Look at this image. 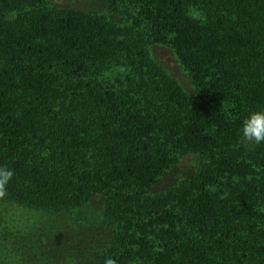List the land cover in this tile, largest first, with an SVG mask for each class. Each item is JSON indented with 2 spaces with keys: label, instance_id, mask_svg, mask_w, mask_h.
I'll return each mask as SVG.
<instances>
[{
  "label": "trees",
  "instance_id": "trees-1",
  "mask_svg": "<svg viewBox=\"0 0 264 264\" xmlns=\"http://www.w3.org/2000/svg\"><path fill=\"white\" fill-rule=\"evenodd\" d=\"M53 1L0 0V264H264V143L240 134L264 109V0H110L130 24Z\"/></svg>",
  "mask_w": 264,
  "mask_h": 264
},
{
  "label": "rangeland",
  "instance_id": "rangeland-1",
  "mask_svg": "<svg viewBox=\"0 0 264 264\" xmlns=\"http://www.w3.org/2000/svg\"><path fill=\"white\" fill-rule=\"evenodd\" d=\"M53 3L59 6H70L92 12L104 13L109 18L123 24H130L133 21L132 18L129 19L127 17L125 5L122 3L119 5L111 4L110 0H54ZM149 49L154 60L161 64L169 74L177 78L185 89L189 91L196 90L188 69L182 64L171 46L165 43L151 42ZM109 75L113 76V71ZM197 165L198 158L196 154L189 153L182 156L180 162L161 178L159 183L154 187V190H163L179 182L196 169Z\"/></svg>",
  "mask_w": 264,
  "mask_h": 264
},
{
  "label": "clouds",
  "instance_id": "clouds-1",
  "mask_svg": "<svg viewBox=\"0 0 264 264\" xmlns=\"http://www.w3.org/2000/svg\"><path fill=\"white\" fill-rule=\"evenodd\" d=\"M241 142L250 145H260L264 143V109L250 112L242 121ZM14 175L13 170L6 166H0V197L7 194V185ZM105 264H116L115 260L108 258Z\"/></svg>",
  "mask_w": 264,
  "mask_h": 264
}]
</instances>
